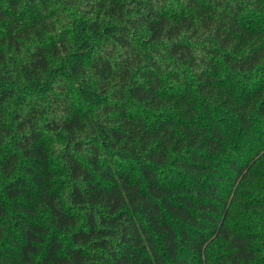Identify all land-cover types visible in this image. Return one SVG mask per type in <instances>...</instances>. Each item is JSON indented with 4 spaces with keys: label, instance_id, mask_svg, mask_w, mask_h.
I'll return each mask as SVG.
<instances>
[{
    "label": "trees",
    "instance_id": "obj_1",
    "mask_svg": "<svg viewBox=\"0 0 264 264\" xmlns=\"http://www.w3.org/2000/svg\"><path fill=\"white\" fill-rule=\"evenodd\" d=\"M0 264H264V0H0Z\"/></svg>",
    "mask_w": 264,
    "mask_h": 264
}]
</instances>
